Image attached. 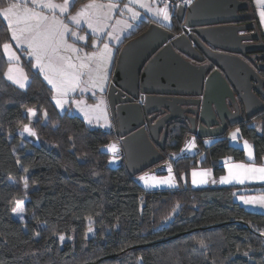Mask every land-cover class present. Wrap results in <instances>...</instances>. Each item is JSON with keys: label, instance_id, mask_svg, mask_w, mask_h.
I'll list each match as a JSON object with an SVG mask.
<instances>
[{"label": "trees", "instance_id": "obj_1", "mask_svg": "<svg viewBox=\"0 0 264 264\" xmlns=\"http://www.w3.org/2000/svg\"><path fill=\"white\" fill-rule=\"evenodd\" d=\"M248 20L259 29L255 15ZM149 24L141 20L122 38L110 77L120 47ZM8 41L9 28L0 20V264H264V212L236 201V186L192 187L187 181L193 168L221 174L224 156L245 161L226 132L208 144L198 140L197 156L172 163L178 188L146 190L124 165L106 166L108 156L99 147L115 138L113 129L60 111L31 58L20 53L28 78L24 88L5 77ZM250 54L252 64L264 62V51ZM257 72L264 77V68ZM263 122L261 111L233 125L253 145L255 161L264 153ZM25 124L35 137L19 133ZM187 133L175 126L170 148L178 150ZM22 197L24 217L17 219L11 211Z\"/></svg>", "mask_w": 264, "mask_h": 264}, {"label": "water", "instance_id": "obj_2", "mask_svg": "<svg viewBox=\"0 0 264 264\" xmlns=\"http://www.w3.org/2000/svg\"><path fill=\"white\" fill-rule=\"evenodd\" d=\"M247 7L246 0H193L175 10L184 28H191L190 40L204 46L203 58L198 59V64L182 56L187 54L179 44L180 38H185V46L189 38L175 36L155 24H149L120 47L105 92L119 138L99 147V152L108 156V168L124 165L134 181L146 190L176 189L179 184L172 163L196 156L200 152L197 136L203 138L207 134L196 136L191 128L179 149L167 152L164 159L161 150L165 146L167 125L158 139L157 125L163 119L142 125L144 115L167 111L164 119L178 116L190 120L193 126L195 116L201 119L210 114L217 117L216 122L224 123L221 128L224 131L227 125L220 106L225 108V98L234 105L238 95L244 104L246 119L264 110V77L257 72L258 68H264V63H249L253 60L250 53L264 51V40L254 22L236 24L250 18L242 12ZM239 29L251 32L239 34ZM205 41L216 49L209 48ZM133 91L143 95L140 102H130L135 97ZM231 113L238 115V112ZM193 137L195 147L189 148ZM112 144L117 146L116 153L109 147ZM169 164L174 175L172 186L160 185L159 178L169 175ZM145 175L148 185L155 186L149 187L139 179ZM152 176L157 177V181H153Z\"/></svg>", "mask_w": 264, "mask_h": 264}, {"label": "snow or ice", "instance_id": "obj_3", "mask_svg": "<svg viewBox=\"0 0 264 264\" xmlns=\"http://www.w3.org/2000/svg\"><path fill=\"white\" fill-rule=\"evenodd\" d=\"M132 2L139 3L140 0H132ZM187 2L191 3V0H187ZM260 2L264 6V0H260ZM142 6L146 7V5ZM69 7V0H63L62 4L55 3L54 0H0V20L7 23L11 31V38L14 41L19 45L27 46V55L35 59L33 67L38 69L43 74V78L47 83L52 86L54 90L52 99L55 101L56 106L61 109L68 104L67 97L70 93L76 92L77 90L83 93L88 90L89 86L93 89L99 87L103 91L106 87L104 82L108 79V73L104 71V65L106 61L113 59L111 55L112 49L108 42L103 43L101 50L83 55L79 54L82 50L77 48L75 43H68L66 35L76 37L78 41H84L86 39L83 35L78 36L76 31L71 30L68 24L55 14L56 9H59L61 13H67ZM116 7L117 5L111 3L108 5L89 3L83 5L75 15L69 18L77 25L83 19L93 34L100 33L103 32L104 28L108 27L107 20L111 19L112 9ZM105 8L107 11H102ZM125 8H128V11L132 12L133 18L139 16V13L134 12L128 5H125ZM45 10L51 11L53 14L51 16L47 15ZM156 14L162 15L166 21L169 20L167 8L157 10ZM260 16L262 21H264V11L260 12ZM120 23L122 22L117 21V24ZM125 27H131V25H125ZM107 37L119 40V37H113L112 32H108ZM3 48L10 59H19L14 52L9 51L10 45L4 44ZM12 72L13 69L10 67L7 73L8 79L14 80L16 84L24 88V83L20 79L13 77ZM85 75L87 79H84ZM23 79L27 80L28 78L24 76ZM74 103L79 108L82 101H74ZM88 107L90 109L93 107L99 108V104L96 106L89 105ZM80 110L83 111L82 108ZM28 112L33 116L35 115L34 109H28ZM85 116L88 117L89 113L86 112ZM89 123H91V118H89ZM23 133H27L30 137L36 136V133L27 125L24 126ZM239 135V129H236L230 134L233 141H236ZM205 143H208V141H205ZM109 147L113 153H116V144H112ZM188 147H195V137L189 141ZM244 147L249 149L248 154L251 156V146L248 145L247 141L244 142ZM233 169L237 171H233ZM167 170L169 175L164 178H159L158 183L160 185L172 186L174 175L170 164L167 166ZM24 171L27 172V169H24ZM198 176L199 179H197ZM209 176V170L200 172L193 170L192 183L194 185L207 184L209 183ZM139 179L144 181L149 187L155 186L148 185L147 175L141 176ZM151 179L157 181L158 178L152 176ZM247 179L264 181V166L255 167L245 164H230L228 166V175L222 176L219 183L230 184L233 181H238L243 184ZM211 183H217V181L211 180ZM25 188H27L26 179ZM240 199L246 205L264 206V197L260 199L240 197ZM24 211L23 201H17L12 212L21 214ZM89 221L91 222L90 217ZM88 231L92 232L93 229L89 227ZM60 240L63 241L64 237L60 236Z\"/></svg>", "mask_w": 264, "mask_h": 264}, {"label": "rangeland", "instance_id": "obj_4", "mask_svg": "<svg viewBox=\"0 0 264 264\" xmlns=\"http://www.w3.org/2000/svg\"><path fill=\"white\" fill-rule=\"evenodd\" d=\"M54 2L58 4H62L63 0H54ZM89 3L103 4V5H108L109 3H111V4L117 5L116 8L112 9L111 19L107 20L108 27L104 28L103 32L93 34L92 30L88 29L87 23L83 19L81 20L80 24L77 25L75 24L73 20L69 18L70 16L75 15L76 12L80 10L83 5H86ZM69 5L70 7L67 13H61L59 9H56L55 14L58 17H60L65 23H67L71 30L76 31L78 36L83 35L86 37V39L84 41H78L76 37H71L70 35H66V39L68 40V43H75L76 47L82 50L79 54L83 55L85 53H92L93 51L101 50L103 48V43L108 42L110 45V48L112 49L111 55L113 59L110 61H106L104 65V71L108 73V79L106 82H104L106 84V87L103 91H101L99 87H96L93 89L89 86L88 90L83 93H81L79 90H77L76 92L70 93L69 96L67 97L68 104H66L63 109L57 107L55 104V101L53 99L52 100L55 106L60 111H67L70 114H77L85 121L86 124L92 127H100L102 129L107 130L111 128L112 119H111L110 110H109L105 92L107 90V86L109 83L110 72L112 68V63L114 61V56H115L117 46L121 42L124 35L130 33V31L134 27H136L137 25L136 23H138L142 18L149 17L151 19L163 21V22H166V24H168L170 23L171 13L169 10H167L169 14V20L167 21L164 20L162 15H157L156 13H157V10H161L165 8L163 6L157 5L156 2L152 0H140L139 3H133L132 0H69ZM125 5H128L129 8H132L134 12H138L139 16H137L136 18H133L132 12H129L128 8H125ZM142 5H146V7H143ZM149 9H151V11H149ZM45 11L47 15L51 16L53 14L51 11H47V10ZM102 11H107V9L105 8ZM244 14H247V12H245ZM117 21H121L122 23L117 24ZM125 25H131V27H125ZM9 32H10V37H11L10 29H9ZM108 32H112L113 37H119V40L107 37ZM4 44L10 45L9 51L14 52L15 55L19 58L18 60L10 59L9 55L5 52L3 48L4 55L6 59L9 61L8 65L5 68V72H4L5 77L8 79L7 73H8L9 68L11 67L13 69L12 76L15 77L16 79H20L21 82L24 83V85L26 86L28 79L27 80L23 79V77L27 75L25 73L24 68L21 66V63H20V58H21L20 53L32 59V66L35 64L34 57H30L27 55L28 49L26 45H19L12 38H11V41L5 42ZM41 75L43 77V74ZM84 79H87L86 75ZM9 81L17 85L18 87H20L18 84L14 82V80H9ZM48 85L52 88L50 84ZM53 94H54V90L52 89V96ZM74 101H82L79 108L74 103ZM101 101L103 102L101 103ZM97 104H99V108L93 107L92 109H90L88 107L89 105L96 106ZM80 108H82L83 111H81ZM28 109H33V108L26 107L24 109V112H26L28 115H31L28 112ZM86 112L89 113L88 117L85 116ZM30 117H32V115ZM89 118H91V123H89ZM25 125L29 126L28 124H25ZM25 125L22 126L20 133L22 136L29 138L30 136H28L27 133H23V129ZM30 129L32 130V128ZM232 132H233V128L229 131V135ZM26 199L27 198L25 197L16 199L14 202L13 208L16 206L17 201H23V206H24ZM11 213L17 219H23L24 217V213L17 214V213H13L12 211ZM87 233H90V232L88 231Z\"/></svg>", "mask_w": 264, "mask_h": 264}, {"label": "crops", "instance_id": "obj_5", "mask_svg": "<svg viewBox=\"0 0 264 264\" xmlns=\"http://www.w3.org/2000/svg\"><path fill=\"white\" fill-rule=\"evenodd\" d=\"M152 1L156 2L155 0H152ZM246 1H247V6L248 7H247V10H245V11L247 12L248 15L245 14V16H249V17H251L253 15L256 16V20L258 22L259 29L257 27L256 28H257V30H258V32L260 34V37L264 40V21H262L261 16H260V12L264 11V6H262L260 0H246ZM156 4H157V2H156ZM167 10H169V9H167ZM169 11L171 13V18H170V23H168V24H166V22L158 21V20H155V19H151L149 17L148 18H142L141 20H145V19L150 20V24H155L157 26H160V27L166 29V27L170 26L171 23H172V10H169ZM138 23H136V24H138ZM134 28L130 31V33L134 30ZM130 33H128V34H130ZM128 34H126V35H128ZM250 56H253V55L250 54ZM249 63H251V62L249 61ZM109 80H110V78H109ZM235 103H236L237 108L239 109V117L243 118V116H244V118H245V107H244V104L242 103V101L240 100L238 95H236V102ZM226 106H227V108H226ZM220 108H221L220 109L221 112L224 115L225 114L227 115V114H230V113L226 112V111L227 110H232L234 108V106L231 104V101L228 98H225V108L222 107V106H220ZM259 112H261V111H259ZM259 112H257V113H259ZM257 113H255V114H257ZM253 116H254V114H253ZM231 122L232 123L224 131H221V129L212 128L208 132L207 136L203 137V143L204 144H208L211 141H213L215 138H217L218 136H220L221 134L226 132V135H227V137L229 139V142L232 145L238 146V147L243 149L244 156H245V161H237V160H234L231 156H224V157L219 159V162L223 166V172L221 174L214 175L210 168H203V167L193 168L188 173L187 181L192 187H204V186H207V185H210V186H222V185H225V186H236V190H235V193H234V198H235L236 201H238L241 205H243L244 207H246L248 209L258 210V211H263L264 212V206H260V205H246L240 199V197L255 198V199H260L261 197H264V181H261L259 179H247V180H245V182L243 184L239 183L238 181H233L230 184L219 183L220 178L222 176H227L228 175V166L230 164H245V165H252V166H255V167L264 166V153L261 156V159L259 161H255V154H254V150H253V145L251 144L250 141H248L245 138H241L240 135H239V137L237 138L236 141H233L231 139V136L229 135V131L232 128H233V132L235 131V129H238V127L233 126L234 125V120L231 121ZM235 123H236V120H235ZM263 124H264V122H263ZM261 128H262V125L258 124L257 125V130L261 131ZM20 132H21V130L19 131V133ZM205 141H208V143H205ZM245 141H247L248 145L251 146V153H252L251 156H249V154H248L249 153V149H246L244 147V142ZM193 170H196L197 172H200V171H203V170H209L210 171L209 183L194 185L192 183V171ZM233 171H237V170L233 169ZM197 179H199V176L197 177ZM211 180H215V181H217V183H211Z\"/></svg>", "mask_w": 264, "mask_h": 264}, {"label": "flooded vegetation", "instance_id": "obj_6", "mask_svg": "<svg viewBox=\"0 0 264 264\" xmlns=\"http://www.w3.org/2000/svg\"><path fill=\"white\" fill-rule=\"evenodd\" d=\"M242 12L244 14L246 11H242ZM248 21H250V20L246 19V20H242V21L236 22V24H243V23L248 22ZM171 24H172V27H171V25L170 26H167L166 27L167 30H169L170 32H172L175 36L184 35L185 37L189 38L188 36L191 34V28H189V27L188 28H184L183 24L181 22H179L177 20V18L175 20V24L174 23H171ZM237 32L239 34H247V33L251 32V30L239 29ZM180 40H181L180 41L181 43H179V44L181 46L182 45L184 46L183 49L185 50V53L187 54V55L182 54L183 58H185L186 60L191 61L194 64H198L199 63V62H197L198 59L203 58V53L205 51L204 46H202V47L198 46L196 43H194L192 40H190V38H189V41H188L187 46H185V44H186L185 43V38L182 36V38H180ZM189 43L193 47H191ZM205 44L209 48L216 49L215 47L211 46L206 41H205ZM133 92H134V96L135 97L132 98V100H130V102L131 103L140 102L141 101V98L143 97V95L137 93L136 91H133ZM120 97H122V96H120ZM233 106H234V108L232 110H227L226 111V112H229L230 114H227V115L225 114L224 115L225 120H226L227 127L232 123L231 121L234 120V123H235V120L237 122V120H239V118H240L239 117V109L237 108L236 103ZM231 112H238V115L235 114V113H231ZM166 113H167V111H164V112L153 111L151 113H148L146 116L145 115L143 116V124H142V125H147V124L148 125H152L158 119H160V118L163 119L157 125V127L159 129L158 130L157 137H158V139L161 138V134L163 132V127L165 125H167V135H166V138H165V146H164V149L161 150V152L163 153L164 156H165V154L167 152H174V150L170 148V145H172L173 140H170L169 139V136L172 134V129L175 126H184L187 129L188 133L190 132V129L192 128V131H193L192 133L196 134V136H197L198 133L199 134H208V132L212 128L221 129L224 126V123L219 122V121L216 122V118L217 117L216 118H213L210 114L209 115H207V114L203 115V117L201 119H199L198 116H195L194 125L192 126L190 124V120H188V119H180L178 116H176V117L174 116V117H172L170 119H166V118L164 119V116H165ZM252 116H250V117H252ZM241 119H243V118L241 117ZM111 128L114 131V137L115 138H113V139H118L119 136L115 132V127H114L113 122L111 123ZM174 135H175V132H174ZM198 140H200L203 143V138H200V137L197 136V141ZM164 159H167V157L165 156Z\"/></svg>", "mask_w": 264, "mask_h": 264}, {"label": "built area", "instance_id": "obj_7", "mask_svg": "<svg viewBox=\"0 0 264 264\" xmlns=\"http://www.w3.org/2000/svg\"><path fill=\"white\" fill-rule=\"evenodd\" d=\"M158 5L163 6L164 8H167L169 10H176L180 6H187L188 3L187 0H155ZM193 0H191L192 2Z\"/></svg>", "mask_w": 264, "mask_h": 264}]
</instances>
